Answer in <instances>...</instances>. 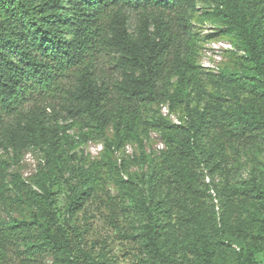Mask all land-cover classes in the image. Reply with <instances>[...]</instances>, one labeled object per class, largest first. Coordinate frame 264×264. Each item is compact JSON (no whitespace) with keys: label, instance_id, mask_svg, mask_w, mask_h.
Masks as SVG:
<instances>
[{"label":"rangeland","instance_id":"374dc122","mask_svg":"<svg viewBox=\"0 0 264 264\" xmlns=\"http://www.w3.org/2000/svg\"><path fill=\"white\" fill-rule=\"evenodd\" d=\"M225 8L222 0H195L185 12L166 13L165 20L199 70L197 81L183 89L175 75L165 79L161 100L141 108L139 125L122 142L114 139L111 125L83 142L78 138L83 130L68 129V142L61 141L57 150L60 167L49 181L44 177L49 169L44 149L30 146L20 157H13L0 193V217L7 221L38 218L35 202L47 188L58 224L74 241V264L94 260L100 264H162L147 251L145 226L151 216L134 205L143 198L161 201L166 212L159 214V220L167 234L161 255L173 251L176 264H204L195 254L196 249L202 251V233L213 248L211 264H238L244 258L264 264V251L256 245L264 219V128L241 134L230 124L221 129L215 123L217 117L245 108L257 98L264 104V73L238 33L227 25ZM125 14L133 34L140 12L126 7ZM97 65L108 79L116 77L108 54L98 55ZM161 104L169 107L168 114L161 111ZM206 104L212 107L217 134L209 129L202 139L212 157L206 161L198 149L192 159L199 187L192 192L167 166L155 170L169 143L180 150L187 143L186 105L197 114ZM156 118L179 126L178 130L163 135L150 125ZM89 165L98 170L100 186L72 211V190L80 189V170ZM187 209L195 210L197 219ZM38 233L33 227L29 239L8 241L3 264H53L49 252H36L32 260L26 255L27 245Z\"/></svg>","mask_w":264,"mask_h":264},{"label":"trees","instance_id":"16d2710c","mask_svg":"<svg viewBox=\"0 0 264 264\" xmlns=\"http://www.w3.org/2000/svg\"><path fill=\"white\" fill-rule=\"evenodd\" d=\"M222 1L226 3L227 25L238 33L255 65L264 73V0ZM194 3L195 0H0V193L9 160L20 157L28 147L42 148L48 154L49 169L44 177L49 181L60 167L57 150L61 141L68 142V129L77 126L83 130L78 136L83 142L111 125L114 139L122 142L139 125L141 108L161 100L160 86L165 79L175 75L183 89L194 84L199 70L165 20L166 13L185 12ZM126 7L140 12L133 34L128 30ZM102 53L112 58L116 71L112 80L97 65ZM211 109L206 104L199 113L192 114L186 105L187 143L181 150L169 143L155 170L159 172L167 166L192 192L199 191L193 157L198 149L206 161L212 157V152L202 145L203 135L209 129L214 132ZM216 119L221 129L230 124L241 134L264 128L263 101L257 98L245 108ZM66 120L70 123H64ZM150 125L165 136L179 127L157 118ZM220 137L221 133L217 139ZM97 171L93 165L80 170V189L72 190V211L89 191L100 186ZM50 193L46 188L36 199L38 218L7 221L0 217V264L5 260L6 243L19 237L29 239L33 227L39 233L27 245L29 260L36 252L46 251L53 256V264H74V241L58 224ZM134 205L151 216L145 226L151 257L162 264H176L173 251L160 254L167 234L159 214L166 212V204L143 198L135 200ZM187 210L191 218L197 219L195 210ZM260 226L256 245L264 251V219ZM199 236L202 251L196 249L195 254L204 264H211L213 248L205 234ZM238 264L252 263L244 258Z\"/></svg>","mask_w":264,"mask_h":264},{"label":"built area","instance_id":"2783aa9c","mask_svg":"<svg viewBox=\"0 0 264 264\" xmlns=\"http://www.w3.org/2000/svg\"><path fill=\"white\" fill-rule=\"evenodd\" d=\"M161 111L164 113V114H168V111H169V107L166 105V104H161ZM175 122H177V118H174Z\"/></svg>","mask_w":264,"mask_h":264}]
</instances>
